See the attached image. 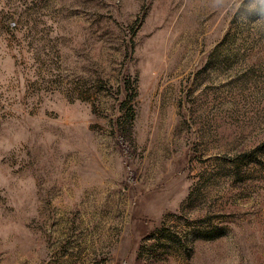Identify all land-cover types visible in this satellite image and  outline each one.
Wrapping results in <instances>:
<instances>
[{
    "label": "rangeland",
    "instance_id": "374dc122",
    "mask_svg": "<svg viewBox=\"0 0 264 264\" xmlns=\"http://www.w3.org/2000/svg\"><path fill=\"white\" fill-rule=\"evenodd\" d=\"M0 0V264H264V7Z\"/></svg>",
    "mask_w": 264,
    "mask_h": 264
},
{
    "label": "clouds",
    "instance_id": "9594fccd",
    "mask_svg": "<svg viewBox=\"0 0 264 264\" xmlns=\"http://www.w3.org/2000/svg\"><path fill=\"white\" fill-rule=\"evenodd\" d=\"M255 7H264V0H255Z\"/></svg>",
    "mask_w": 264,
    "mask_h": 264
}]
</instances>
